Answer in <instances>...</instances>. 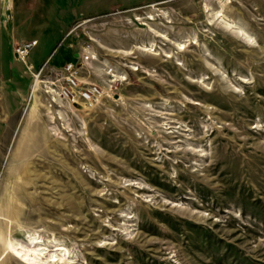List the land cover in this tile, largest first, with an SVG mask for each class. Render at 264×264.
Returning <instances> with one entry per match:
<instances>
[{
	"label": "rangeland",
	"instance_id": "rangeland-1",
	"mask_svg": "<svg viewBox=\"0 0 264 264\" xmlns=\"http://www.w3.org/2000/svg\"><path fill=\"white\" fill-rule=\"evenodd\" d=\"M13 1L0 264H264V0Z\"/></svg>",
	"mask_w": 264,
	"mask_h": 264
},
{
	"label": "built area",
	"instance_id": "built-area-1",
	"mask_svg": "<svg viewBox=\"0 0 264 264\" xmlns=\"http://www.w3.org/2000/svg\"><path fill=\"white\" fill-rule=\"evenodd\" d=\"M38 44L37 40L25 42L18 46L15 50L17 56L25 63L28 61L30 50ZM63 78L65 79V85L61 86L60 94L67 98H71L73 102H77L80 99L85 101L91 100L92 97L97 96L96 92H99L98 88H85L80 85L77 69L73 63L67 64L63 68Z\"/></svg>",
	"mask_w": 264,
	"mask_h": 264
},
{
	"label": "bare ground",
	"instance_id": "bare-ground-1",
	"mask_svg": "<svg viewBox=\"0 0 264 264\" xmlns=\"http://www.w3.org/2000/svg\"><path fill=\"white\" fill-rule=\"evenodd\" d=\"M40 81L39 80H37L36 82H35V88H34V90H33V92H34V94H35V96H37L36 95V92H37V90H38V83H39ZM28 145L27 146H29V147H32V146H34V144L32 143V144H30V142H28L27 143ZM34 243H38V242H36V241H29V247H31ZM43 250H45V248H39L38 250H37V254H39V255H41L42 253H43ZM42 252V253H41ZM25 253H26V258H27V260H32L33 261V259H30V250L28 249H26L25 250ZM39 255H38V258H40L39 257Z\"/></svg>",
	"mask_w": 264,
	"mask_h": 264
},
{
	"label": "crops",
	"instance_id": "crops-1",
	"mask_svg": "<svg viewBox=\"0 0 264 264\" xmlns=\"http://www.w3.org/2000/svg\"><path fill=\"white\" fill-rule=\"evenodd\" d=\"M11 3H12V2H11V0H10V2H9V7H11L12 5H13V7H14V1H13L12 4H11ZM34 40H37V39H34ZM33 55H34V53H33ZM41 60H43V59H41ZM41 60L36 61V60L33 59V62H34V63H39Z\"/></svg>",
	"mask_w": 264,
	"mask_h": 264
}]
</instances>
